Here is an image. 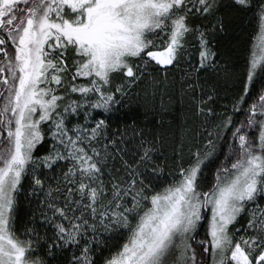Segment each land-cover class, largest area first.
<instances>
[{"label":"snow or ice","instance_id":"1","mask_svg":"<svg viewBox=\"0 0 264 264\" xmlns=\"http://www.w3.org/2000/svg\"><path fill=\"white\" fill-rule=\"evenodd\" d=\"M245 6L249 0H0V264H264V0L243 91L219 113L210 106L214 86L197 95L199 73L219 67L216 34ZM193 41L199 62L182 76L181 103L188 95L198 114L218 118L186 154L182 134L175 161L161 151L159 133L134 128L131 148H117L109 117L149 67L190 58ZM45 136L52 142L36 156ZM124 151L130 158L121 155L113 171L109 157ZM217 159L209 179L204 170ZM26 175L50 236L16 230Z\"/></svg>","mask_w":264,"mask_h":264},{"label":"trees","instance_id":"2","mask_svg":"<svg viewBox=\"0 0 264 264\" xmlns=\"http://www.w3.org/2000/svg\"><path fill=\"white\" fill-rule=\"evenodd\" d=\"M258 3L259 0H249V6L233 10L231 17L226 20L224 31L217 33L215 36L214 51L217 52L216 60L219 67L209 68L199 73V82L202 88L197 90V95L201 98L210 95L209 86H214L215 95L210 102V106L214 108L216 113L223 111V105L230 108L232 97L243 91L242 73L246 68L249 53L257 42L256 38L259 32V22L256 15ZM209 27H211L210 24ZM189 39L191 40V38ZM193 49L196 50L193 51ZM189 53L191 54L190 58L186 59L182 55L178 62L172 66L166 68L149 67L148 73H150L151 78L149 75H144L131 88L130 96L124 99V106L120 107L112 117H109L108 138L111 139L113 135L117 137V148H124L125 146L131 148L134 142V128L143 130L145 135L150 138L159 133L164 144L161 151L165 152L172 161H175L176 157L172 149L176 144L182 142V134L186 154L189 144L196 139L197 131L203 135L205 126L210 125L218 118L216 116L209 118L198 114L195 107L190 103L188 95H185L184 102L181 103L182 76L193 63L199 62L198 42H192ZM72 59L70 53L69 63ZM165 72L167 76H165ZM156 81H159V83H156ZM119 83H121V78L117 76L114 78L113 84L115 86ZM125 86L127 87V85ZM261 86L260 80L257 79L255 86L252 87V93H257ZM250 100L251 96H249V102ZM245 107H247V104H245ZM240 118V116L235 117L237 122ZM115 129H120V131L114 132ZM121 133L125 136L123 144L119 140ZM49 144V139L45 136L37 148L34 149L35 155L40 156L43 152H46ZM111 151L115 153L116 148ZM121 155L125 159L130 158L128 151L117 153L115 160L109 157V163L113 171L121 167ZM220 156L222 158L223 153ZM218 164L219 159L205 168V174L209 179H211ZM53 172H55V169L48 175L51 176ZM167 174L168 169L165 168L164 176L167 177ZM40 175L43 176L44 172L41 171ZM30 179V176H25L22 180L23 186L18 193L14 214L16 230L22 232L26 227L34 228L41 235L47 232L50 236L52 234L51 226L42 223L40 220L39 198L36 194H29ZM105 179H107V176ZM241 222L243 223V218H241ZM23 238L27 239L28 237ZM70 253L71 250L68 249L65 256L68 257Z\"/></svg>","mask_w":264,"mask_h":264},{"label":"rangeland","instance_id":"3","mask_svg":"<svg viewBox=\"0 0 264 264\" xmlns=\"http://www.w3.org/2000/svg\"><path fill=\"white\" fill-rule=\"evenodd\" d=\"M198 61H199V58H198ZM80 82V78H78L77 79V83H79ZM96 111H100V110H96ZM81 119H83V116L81 115V117H80ZM45 127H47V124L45 123V125H44ZM89 127H90V124L88 125ZM47 137V136H46ZM48 139H49V143L51 144V139L49 138V137H47ZM70 250H71V252H72V249L71 248H69Z\"/></svg>","mask_w":264,"mask_h":264}]
</instances>
